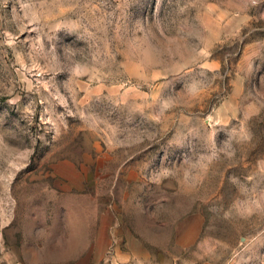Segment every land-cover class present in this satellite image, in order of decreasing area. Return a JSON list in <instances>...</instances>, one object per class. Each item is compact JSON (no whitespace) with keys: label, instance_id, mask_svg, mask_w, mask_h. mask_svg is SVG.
<instances>
[{"label":"rangeland","instance_id":"rangeland-1","mask_svg":"<svg viewBox=\"0 0 264 264\" xmlns=\"http://www.w3.org/2000/svg\"><path fill=\"white\" fill-rule=\"evenodd\" d=\"M105 225L264 264V0H0V264H86Z\"/></svg>","mask_w":264,"mask_h":264},{"label":"crops","instance_id":"crops-1","mask_svg":"<svg viewBox=\"0 0 264 264\" xmlns=\"http://www.w3.org/2000/svg\"><path fill=\"white\" fill-rule=\"evenodd\" d=\"M191 222V221H190ZM186 222L180 225L179 228H176L174 233V239L176 242V246L181 249L185 250L186 247L192 245L194 240L196 239L198 233V224L196 222ZM55 225V224H54ZM87 235H90V232H86ZM118 228L117 226H111L110 228L106 225L99 229L98 232V241L93 242V250L94 253L93 260H90L91 253H89V260L86 264H185L184 261L177 259V260H170V259H162L161 261L155 260L152 256L149 257L147 253V258L141 257L143 256L144 252L139 253L138 249L132 248L129 243H125V248L128 249L129 252L125 254H120V251L123 249L121 247L124 244H120L118 242ZM182 241V243H179ZM88 250H90L91 245L87 244ZM124 248V247H123ZM183 248V249H182ZM142 251H147L146 246L141 245L140 248ZM91 251V250H90ZM137 251V252H136ZM22 264H25L22 262ZM32 264H37L36 262ZM49 264V263H48ZM50 264H71V263H56L52 262Z\"/></svg>","mask_w":264,"mask_h":264}]
</instances>
